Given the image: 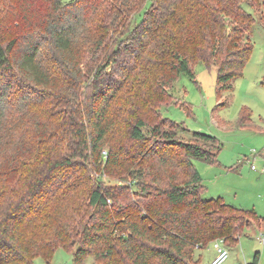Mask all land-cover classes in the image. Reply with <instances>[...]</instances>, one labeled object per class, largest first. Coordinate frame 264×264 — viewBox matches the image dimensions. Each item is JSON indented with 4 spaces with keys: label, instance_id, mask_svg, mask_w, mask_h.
Segmentation results:
<instances>
[{
    "label": "trees",
    "instance_id": "1",
    "mask_svg": "<svg viewBox=\"0 0 264 264\" xmlns=\"http://www.w3.org/2000/svg\"><path fill=\"white\" fill-rule=\"evenodd\" d=\"M48 1L52 9L41 15L24 9L29 23L20 38L0 35V264H34L38 256L50 262L59 247H77L76 264H85L88 255L98 264H201L197 251L213 240L237 245L250 220L264 217L222 196L203 198L193 159L218 162L220 139L193 131L189 141H181L180 123L164 121L160 109L181 104L169 90L182 73L195 77L197 61L216 65L219 94L233 88L254 48L246 32L255 19L245 3L258 8V2L114 0L121 13L107 17L112 26L143 5L142 19L130 45L108 63L100 64L97 55L89 69L96 70L91 91L83 97L80 56L89 37L88 0ZM91 42L98 54L103 40ZM126 100L140 112L125 144L111 143L119 123L114 109ZM55 102L57 116L76 126L70 131L74 140L60 145L54 122L35 111ZM241 119L244 125L253 122L246 109ZM149 125L158 137L150 145ZM78 156L92 161L97 173L79 176L86 184L79 180L75 188L73 180L67 189L68 177L56 168L69 170ZM120 168L126 175L119 179L129 184L106 185L103 176L116 177ZM82 186L88 189L82 206L68 203Z\"/></svg>",
    "mask_w": 264,
    "mask_h": 264
},
{
    "label": "rangeland",
    "instance_id": "2",
    "mask_svg": "<svg viewBox=\"0 0 264 264\" xmlns=\"http://www.w3.org/2000/svg\"><path fill=\"white\" fill-rule=\"evenodd\" d=\"M254 1L258 2V8L252 7L249 2L245 3L246 10L251 12L255 19L252 31L250 29L246 32V37L254 45L253 53L243 75L233 80V88L219 94L216 65H208L205 61L194 62L195 77L182 73L174 88L169 90L181 104L163 105L160 115L164 121L171 119L180 123L176 130L177 137L181 141H189L193 131L211 134L220 139L222 147L218 162L208 163L203 159H193L194 168L202 177L203 198L222 196L228 204L264 217V16L261 13L264 12V0ZM52 7V2L50 4L48 0H0V30H2L0 35L7 38V41L14 35L20 38L29 23L25 20L24 9L41 15ZM142 7L143 5L130 15L124 13V17L112 26L107 17L117 12L121 13L120 6L114 0H88L84 13L87 14L85 27L88 29L89 37L87 36L85 43L82 44L80 56L85 79L81 89L83 97L91 91V77L96 72L94 69L89 70L90 65H93L97 55H100L99 63L106 64L121 46L130 45V35L142 19L140 12ZM93 37L103 40L104 45L98 54L95 44L91 42ZM20 40L16 48L21 46ZM123 55L127 56L122 54L119 58ZM127 102V100L118 101L114 109L119 127L117 125L118 128L116 127L112 132L111 143L125 144L130 122L140 112V109L135 108L136 105H131L129 108ZM51 104L44 103L39 110H35L37 116L50 125L51 121L54 122V141L59 145L67 140H74L70 131L76 126L59 118L55 111L56 102ZM245 109L251 113L253 121L248 125H244L241 119ZM152 126L145 128L146 137L152 139L146 140L149 145L158 140V137L154 138L151 133ZM165 127H168V124H165ZM137 143L142 145L144 142ZM50 146L56 147L53 143L48 144V147ZM59 151L62 154L66 152L62 148ZM177 151L179 150L173 149L172 153L177 154ZM252 164H255L257 169H253ZM36 166L40 168V165L36 164ZM70 166L69 170L68 166L56 168V171L63 169L62 176L66 174L68 177L67 189L71 188L70 184L73 180L77 183L75 188L79 185V180L83 185L86 184L85 178L79 179V176L93 177L97 173L94 171L92 161L79 156ZM115 174L116 177L104 175L102 180L106 185L112 186L129 184V179L124 181L119 179L121 175H126L122 168L116 169ZM87 192L88 189L82 186L73 197H68V203L82 206L79 204H83ZM76 248L59 247L50 262L38 256L34 264H76L74 260ZM213 252L212 243L199 249L197 256L201 257V264H207ZM255 257L258 258V264H264V218L262 221L250 220V225L244 229L239 243L230 247V256L224 264H254ZM85 264L98 263L92 255H88Z\"/></svg>",
    "mask_w": 264,
    "mask_h": 264
},
{
    "label": "built area",
    "instance_id": "3",
    "mask_svg": "<svg viewBox=\"0 0 264 264\" xmlns=\"http://www.w3.org/2000/svg\"><path fill=\"white\" fill-rule=\"evenodd\" d=\"M252 168L257 169V166L252 164ZM211 243L215 251V256L207 264H224L230 256V247L224 238H217Z\"/></svg>",
    "mask_w": 264,
    "mask_h": 264
},
{
    "label": "crops",
    "instance_id": "4",
    "mask_svg": "<svg viewBox=\"0 0 264 264\" xmlns=\"http://www.w3.org/2000/svg\"><path fill=\"white\" fill-rule=\"evenodd\" d=\"M214 256H215V251L212 253V255H211V259L214 258ZM211 259H210V260H211ZM210 260H209V261H210ZM209 261H208V262H209ZM208 262H207V263H208ZM249 264H250V263H249Z\"/></svg>",
    "mask_w": 264,
    "mask_h": 264
}]
</instances>
